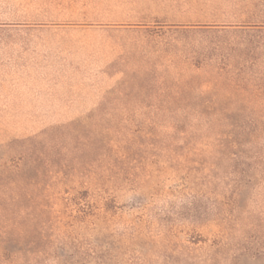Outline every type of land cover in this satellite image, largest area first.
Here are the masks:
<instances>
[{
    "label": "rangeland",
    "instance_id": "obj_1",
    "mask_svg": "<svg viewBox=\"0 0 264 264\" xmlns=\"http://www.w3.org/2000/svg\"><path fill=\"white\" fill-rule=\"evenodd\" d=\"M0 264H264V0H0Z\"/></svg>",
    "mask_w": 264,
    "mask_h": 264
}]
</instances>
